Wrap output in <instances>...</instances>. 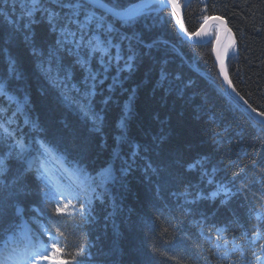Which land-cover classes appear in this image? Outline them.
Segmentation results:
<instances>
[{"label": "trees", "instance_id": "1", "mask_svg": "<svg viewBox=\"0 0 264 264\" xmlns=\"http://www.w3.org/2000/svg\"><path fill=\"white\" fill-rule=\"evenodd\" d=\"M178 1L190 34L206 17L217 15L227 22L236 38V48L227 60L229 78L249 105L264 112V0ZM11 2L8 0L9 10ZM161 15L163 22L150 31L139 29L143 36L139 58L130 70L119 73L115 90L110 93L111 102L106 106L97 103V110H103V122L96 124L61 103L58 93L47 86L36 69L31 46L49 38L44 25H34L27 41L23 34L9 37L0 32V74L11 58L22 75L13 81L17 98L27 100V109L11 119V127L19 125L25 137L37 135L52 141L69 162L89 173L112 161L120 132L117 121L130 101L126 110L127 137L138 152L136 166L126 175L121 174L106 203L94 202L91 220L80 223L78 214L68 217L70 224L62 228L60 246L75 252L87 243L86 264H206V257L214 259L208 251L207 236L215 244L228 240L229 247L235 236V243L264 257L258 247L264 243V230L251 232L247 229L252 225H246L252 205L259 209V223L264 224V208L260 207L264 205V127L225 95L212 56V41L204 45L182 41L169 11ZM154 41L159 43L147 47ZM115 75L113 68L100 86L105 95ZM79 76L77 73L76 78ZM3 107L4 115H8V106ZM193 158L203 161L216 182L223 181L232 192L229 197L221 194L215 200H197L195 212L184 205L183 198L177 203L172 195L177 191L212 190L202 173L189 169ZM14 177L15 169L0 187L3 183L11 186ZM28 179L22 200L31 213L42 206L43 192L38 190L37 181ZM71 205L78 208V202L73 200L68 207V212L74 213ZM165 218L175 227L161 234ZM257 222L254 215L252 223ZM215 226L221 229L220 240L216 239ZM225 228L230 231L224 232ZM52 231L56 232L55 226ZM245 236L247 239H242ZM64 258L57 253L51 264ZM233 259L239 264L237 257ZM253 262L261 264L254 257Z\"/></svg>", "mask_w": 264, "mask_h": 264}, {"label": "snow or ice", "instance_id": "2", "mask_svg": "<svg viewBox=\"0 0 264 264\" xmlns=\"http://www.w3.org/2000/svg\"><path fill=\"white\" fill-rule=\"evenodd\" d=\"M0 3L4 4L0 8V32H6L9 37L23 34L27 41L34 25L45 26L49 38L40 45L33 43L31 46L36 69L47 86L58 93L61 103L76 110L93 124L103 122V110H97V103L106 106L111 102L110 93L115 90L119 73L125 69L130 70L133 61L139 58L138 48L143 39L139 29L150 31L156 23L163 22L161 14L167 12L169 7L172 9V16L180 8L177 0H12L11 10L8 0H0ZM212 19L216 21L213 30L217 33V43L221 30L230 38L231 30L223 27L225 21L220 17ZM149 20L155 23L149 24ZM207 20L206 17V23ZM181 27L183 28L182 24ZM204 34L207 35V32ZM157 43L159 41H154L147 47H155ZM228 48H235L234 40L229 39L224 51L227 52ZM216 54L220 60V71L224 73L221 53L217 51ZM113 68L117 75L112 77V84L107 90L109 94L105 95L100 86L108 79ZM77 73L80 74L79 79L76 78ZM20 78L22 75L17 65L9 58L5 71L0 74V183L7 179L13 169L15 177L11 186L3 183L0 187V240H3V244H0V264H42L43 261L55 258L57 253L65 257L59 259L58 264H86L87 243L79 245L75 252L67 251L60 246V238L64 236L62 228L69 226L70 215L78 214L81 217L80 223L84 219L91 220L90 209L94 210V202L106 203L121 174L126 175L136 166L138 152L127 137L126 110L130 101L122 109L117 121L120 132L113 149L112 161L100 170L89 173L78 164L69 162L52 141L37 135L25 137L19 125L11 127V119L23 115L27 109V100L17 98L13 85V81ZM224 80L235 97L244 100L232 87L226 74ZM98 96L101 97L99 101L96 99ZM244 103L247 104V101L244 100ZM5 104L8 106V115H4ZM249 108L257 117H261L259 123L264 125V112H258L251 105ZM32 127H37L35 122H32ZM124 148L128 151L125 152ZM116 162H119V168L116 167ZM188 167L202 173L212 190L173 192L177 203L183 198L184 205L195 212L197 200L204 202L208 199L215 200L221 194L224 197L232 195L231 189L223 181L217 183L212 172L206 171L203 161L193 158ZM244 167L247 168V165ZM180 171H183L182 165ZM29 177L38 182L37 188L43 192L42 206H37L31 213L22 200L29 187ZM189 187L191 188L190 181ZM189 196L192 200L188 199ZM73 200L79 206L77 208L76 205H71L74 213H69L68 207ZM50 205L55 207L50 208ZM260 207L264 208V205ZM46 213L49 214L45 219ZM258 213L256 205L249 207L246 225L251 224L252 227L248 231L264 230V224L259 223L261 217ZM254 215L257 223H252ZM53 216L61 219H53ZM54 226L55 233L52 231ZM174 227L165 218L161 224V234H168ZM215 231L216 239L220 240L219 226H215ZM223 231L230 230L225 228ZM45 236L47 240L44 239ZM235 239L234 236L232 246L229 247L228 240L215 244L211 236H207L210 244L208 251L214 259L209 261L206 257V264H237L234 257L238 258L239 264H254L253 257L255 261L264 264V257L252 248L235 243ZM258 247L264 253V243ZM76 256L81 258L77 260ZM169 259L175 261L177 258Z\"/></svg>", "mask_w": 264, "mask_h": 264}, {"label": "water", "instance_id": "3", "mask_svg": "<svg viewBox=\"0 0 264 264\" xmlns=\"http://www.w3.org/2000/svg\"><path fill=\"white\" fill-rule=\"evenodd\" d=\"M177 3H179L178 0H177ZM168 11H169V13L172 12L171 7H169ZM213 17H220V16L214 15V16L207 17L208 18L207 23L205 22V18L202 19L200 26L196 29L195 32L190 34V33L187 32V30L185 28L184 14H183V10H182L181 5H180V8L177 11L176 15L175 16L171 15V19H172V22H173L174 27L176 29V32H177L179 38L182 41L187 42V43L192 44V45H204V44H207L208 42L212 41V56H213V59H214V63L216 65V70H217V74L219 76L221 85H222V87H223V89L225 91V95L237 107H239V109L246 116H248L252 121H254L256 124L264 127V125H261L259 123V120L261 119V117H257L255 113L251 112V109L249 108V104L248 103L247 104L244 103L245 99L244 100H240L238 97H235V94L232 93L231 89L228 87L227 82L224 80V75L225 74L228 76V79L230 80L229 75H228V71H227V60L233 54V52H234V50L236 48V38H235V35H234L233 31L227 25V22L222 17H220L221 19H223L225 21V24H224L223 27H226V28L231 30V37L229 38L227 36V34L224 31L221 30L218 33L219 37H220V40H219V43H217V39H216L217 33L213 30V25L216 24V21L214 19H212ZM181 24L183 25V28L181 27ZM205 31L207 32V35L204 34ZM213 32L215 33V35H213ZM197 33H200V35H197ZM227 39H228V42H229V39H232V40L235 41V48L234 49L233 48H228L226 55L224 57L221 56L222 59H223V64H224V69H225V72L221 73V71H220V60L217 59V54L216 53H217V51H219L221 53V49H222V47L225 44V41ZM232 87H234L233 84H232Z\"/></svg>", "mask_w": 264, "mask_h": 264}, {"label": "bare ground", "instance_id": "4", "mask_svg": "<svg viewBox=\"0 0 264 264\" xmlns=\"http://www.w3.org/2000/svg\"><path fill=\"white\" fill-rule=\"evenodd\" d=\"M228 43V39L225 41V44L223 45L222 49H221V56L224 57L226 55L227 52L224 51V48L227 46Z\"/></svg>", "mask_w": 264, "mask_h": 264}]
</instances>
